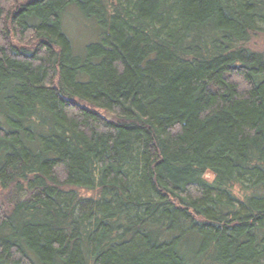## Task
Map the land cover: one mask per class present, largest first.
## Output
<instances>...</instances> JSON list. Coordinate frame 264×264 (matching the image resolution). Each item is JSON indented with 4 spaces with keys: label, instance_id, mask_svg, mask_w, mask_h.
<instances>
[{
    "label": "trees",
    "instance_id": "trees-1",
    "mask_svg": "<svg viewBox=\"0 0 264 264\" xmlns=\"http://www.w3.org/2000/svg\"><path fill=\"white\" fill-rule=\"evenodd\" d=\"M263 36L264 0H0V264H264Z\"/></svg>",
    "mask_w": 264,
    "mask_h": 264
},
{
    "label": "rangeland",
    "instance_id": "rangeland-1",
    "mask_svg": "<svg viewBox=\"0 0 264 264\" xmlns=\"http://www.w3.org/2000/svg\"><path fill=\"white\" fill-rule=\"evenodd\" d=\"M66 20L69 23V25H65L64 23V27L65 29L69 28V31L71 33V35L74 36V38H76V41H78V44L82 43V41L88 40L90 38V35L93 37H95L96 32L94 30V28L91 27H87L84 22H81L78 18L77 12L76 11H70L69 14L66 16ZM69 31L67 30L68 34L70 35ZM70 35V36H71ZM72 37V36H71ZM74 38L72 37V39L74 40ZM259 41V47L261 51H264V36L260 39H258ZM84 45V43L82 45H80L81 47Z\"/></svg>",
    "mask_w": 264,
    "mask_h": 264
}]
</instances>
